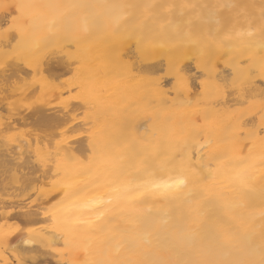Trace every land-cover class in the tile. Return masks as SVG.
Wrapping results in <instances>:
<instances>
[{
    "label": "bare ground",
    "instance_id": "6f19581e",
    "mask_svg": "<svg viewBox=\"0 0 264 264\" xmlns=\"http://www.w3.org/2000/svg\"><path fill=\"white\" fill-rule=\"evenodd\" d=\"M1 102L0 264H264V0H0Z\"/></svg>",
    "mask_w": 264,
    "mask_h": 264
},
{
    "label": "snow or ice",
    "instance_id": "6c2138e0",
    "mask_svg": "<svg viewBox=\"0 0 264 264\" xmlns=\"http://www.w3.org/2000/svg\"><path fill=\"white\" fill-rule=\"evenodd\" d=\"M70 91H75V89H70ZM75 131V121L72 123L65 122L64 127L61 129V134H70ZM13 264H16V261H13Z\"/></svg>",
    "mask_w": 264,
    "mask_h": 264
},
{
    "label": "rangeland",
    "instance_id": "374dc122",
    "mask_svg": "<svg viewBox=\"0 0 264 264\" xmlns=\"http://www.w3.org/2000/svg\"><path fill=\"white\" fill-rule=\"evenodd\" d=\"M10 8H12V7H10ZM9 12H10V11H9ZM11 12L13 13V11H11ZM11 12H10V13H11ZM12 13H11V14H12ZM1 104H2V102H1ZM1 104H0V105H1ZM2 108H3V110L5 109V107L3 106V104H2V107L0 106V110H1ZM1 111H2V110H1ZM0 113H4V114H5V110H4V112H0Z\"/></svg>",
    "mask_w": 264,
    "mask_h": 264
}]
</instances>
